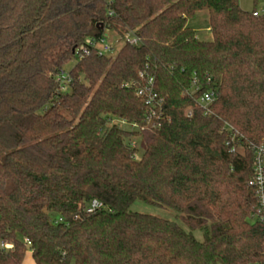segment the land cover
<instances>
[{"label":"trees","instance_id":"trees-1","mask_svg":"<svg viewBox=\"0 0 264 264\" xmlns=\"http://www.w3.org/2000/svg\"><path fill=\"white\" fill-rule=\"evenodd\" d=\"M254 3L0 0V244L13 245L0 264L28 251L36 264L264 263L249 185L250 145L264 141V14H253L264 0ZM200 11L212 40L188 26ZM129 29L140 45L123 42ZM108 33L115 54L76 59ZM150 77L163 104L149 120L137 91ZM205 91L216 93L209 113ZM93 199L103 206L86 213ZM136 200L175 210L189 230L130 210Z\"/></svg>","mask_w":264,"mask_h":264},{"label":"built area","instance_id":"built-area-1","mask_svg":"<svg viewBox=\"0 0 264 264\" xmlns=\"http://www.w3.org/2000/svg\"><path fill=\"white\" fill-rule=\"evenodd\" d=\"M253 14L258 16L260 14H264V3L261 9H256ZM119 41L112 35L106 34L99 38H89L87 39V43L79 48L74 50V56L77 60H81L86 55H89L93 50H96L99 55H110L113 54L114 48L118 45ZM123 42H127L130 45L138 46L141 43V39L136 35V33L129 29L123 38ZM141 77H144V72L140 73ZM58 80L61 85V91L67 90V84L70 82L69 74L66 72H62V74L58 77ZM194 88L190 92V94H194L199 90V86L197 85V81L193 82ZM138 96L143 98L147 105L151 107L150 114L148 115V119L153 115H156L157 108H159L163 104V99L158 97V94L154 90V78L150 77L147 79L145 86L141 87L137 91ZM216 99V93L214 91H205L201 94L198 102L199 105L203 108L206 113L210 112V106ZM160 117V116H159ZM126 123L125 121H121ZM159 123V122H158ZM158 123H154V126H157ZM128 124V123H126ZM157 124V125H156ZM132 128L130 130H136L138 128L137 124H128ZM229 129L233 130V127L228 125ZM135 141L132 142V146H135ZM250 147L254 151V162H253V176L249 181V185L255 191L256 204L253 213V218L255 221L260 223H264V141L260 144L250 145ZM242 150L239 148H232V151ZM103 204L101 201L97 199H93L85 208L86 213H93L96 210L102 208ZM25 242L28 244L30 241L25 239ZM1 247L10 249L13 247L10 243L2 242L0 244ZM264 264V263H263Z\"/></svg>","mask_w":264,"mask_h":264},{"label":"rangeland","instance_id":"rangeland-1","mask_svg":"<svg viewBox=\"0 0 264 264\" xmlns=\"http://www.w3.org/2000/svg\"><path fill=\"white\" fill-rule=\"evenodd\" d=\"M241 7L246 11L253 10L256 5L254 3V0H240ZM262 4L257 5V9L262 8ZM188 26L195 29L197 32V36L202 40H212L213 35L210 31V22H209V14L207 11H200L198 12L193 18H191L188 21ZM113 35V34H112ZM118 45L115 46L114 51L112 52L115 54L120 46V42L117 43ZM75 64V60L71 61L66 65V68L69 69ZM116 123L123 129H131L132 127L124 122H121L119 120H116ZM132 211L145 213V214H151L155 215L160 218L168 219L170 221H174L179 223L181 226H183L185 229L189 230V228L183 223V221L178 216V213L170 208L167 207H160L155 206L149 203H146L142 200H136L133 202V204L129 208ZM192 233L194 236L199 239L203 240V232L200 229L192 230ZM23 264H36L33 260L32 254L30 251L27 252L24 263Z\"/></svg>","mask_w":264,"mask_h":264}]
</instances>
